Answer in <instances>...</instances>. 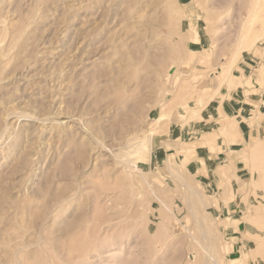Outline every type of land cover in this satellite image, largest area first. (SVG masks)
<instances>
[{"label":"rangeland","instance_id":"374dc122","mask_svg":"<svg viewBox=\"0 0 264 264\" xmlns=\"http://www.w3.org/2000/svg\"><path fill=\"white\" fill-rule=\"evenodd\" d=\"M255 4L0 0V264H257Z\"/></svg>","mask_w":264,"mask_h":264},{"label":"bare ground","instance_id":"6f19581e","mask_svg":"<svg viewBox=\"0 0 264 264\" xmlns=\"http://www.w3.org/2000/svg\"><path fill=\"white\" fill-rule=\"evenodd\" d=\"M256 2H258V1H256ZM261 2V1H260ZM258 4V3H257ZM263 4V3H262ZM256 5V4H255ZM257 6V5H256ZM259 6H260V4H259ZM263 6V5H262ZM255 7V6H254ZM253 7V8H254ZM259 7L257 6V7H255V10H253L250 14H249V16H248V18H247V20H246V22H245V27H244V31H243V42H242V44H241V47H240V49H239V52H237V53H235V55H234V59H236L238 56H239V54L241 53L242 54V52H246V51H248L251 47H254L255 45H256V43H258V41H260V40H262V39H264V21H263V26H262V28H261V30L257 33V36L255 37V38H251V39H248L249 37H251L248 33H250L249 31L251 30L252 31V27H253V23L254 22H256L257 21V11L259 10L258 9ZM263 9H264V7H262ZM259 19V18H258ZM261 19H259V21H260ZM157 30H159V29H157ZM154 32V31H153ZM160 32V31H159ZM157 34V33H156ZM248 35H249V37H248ZM251 35H252V33H251ZM152 36V38H153V35H151ZM155 37V36H154ZM262 42V41H261ZM264 42V41H263ZM251 50V49H250ZM237 51V50H236ZM154 59V58H153ZM164 61V60H163ZM160 62H162L161 60H160ZM158 64H159V62H158ZM160 65V64H159ZM161 66V65H160ZM231 67V66H230ZM231 78H232V72H231V68H228V70L226 71V73L223 75V79H222V82H226V83H228V85H230V80H231ZM223 84V83H222ZM230 90V89H229ZM228 93H229V91H228ZM243 94H244V92H243ZM245 96V95H244ZM255 145H258V143L257 144H255ZM259 145H262V144H259ZM261 146H257L256 147V149H253L254 151L253 152H255L256 154L258 153V154H261V153H263L262 151H264V150H261V148H260ZM263 147V146H262ZM264 148V147H263ZM264 154V153H263ZM255 155V154H254ZM259 156V155H258ZM258 156H256V158L258 157ZM261 156H263L262 154H261ZM261 156H259V157H261ZM258 165V164H257ZM255 168V167H254ZM260 168V167H259ZM261 169V168H260ZM264 170V169H263ZM262 169H261V171L263 172L262 174L264 175V171H263ZM259 171V170H258ZM262 174H260V175H262ZM261 177V176H260ZM259 177V178H260ZM264 177V176H263ZM260 180H261V178H260ZM259 183H256V186L258 185ZM260 185H262L261 183H260ZM255 188V191H257L256 190V188L257 187H254ZM259 188V187H258ZM263 189H264V187H263ZM193 191H195L196 192V190H194L193 189ZM259 191V190H258ZM260 191H262L261 189H260ZM198 196V195H197ZM260 197V198H259ZM258 198H259V203H258V205H257V208H256V212H254V214L256 213V219H257V221H256V224L257 225H259V226H257V225H254L253 224V226H251V227H253V229L255 228V226L256 227H258V230H259V234L258 235H255V232L252 230V228L250 229L251 231H253L252 233H254V234H251V235H255V236H253V237H256L257 236V245H258V247H257V251L255 250V253H256V255L258 256L259 255V258H257V256L255 255V253H252V252H254V251H252L251 249H253L254 250V248H255V246H254V248H251L250 250L252 251L251 252V255L253 256V255H255L256 256V259H258V261H257V264H259L258 262H262V264H264V192H262L261 193V196H259ZM198 201V200H197ZM192 203H193V201H192ZM195 203V202H194ZM193 203V204H194ZM194 207V206H193ZM201 208V207H200ZM251 210H252V208H250ZM249 209V210H250ZM255 211V210H254ZM253 214V215H254ZM195 215V214H194ZM251 217V216H250ZM205 221V220H204ZM254 223V222H253ZM209 224H211V223H209ZM223 224V223H222ZM211 230V229H210ZM255 230V229H254ZM250 231V232H251ZM256 231V230H255ZM209 233V232H208ZM204 235V234H203ZM198 237V236H197ZM196 237V238H197ZM211 237V236H210ZM205 240V239H204ZM212 240H214V238H212ZM211 240V241H212ZM211 241H208V245H206V247L208 248V246L209 245H211L212 244V242ZM220 243V242H219ZM18 244V243H17ZM29 244V243H28ZM214 244V243H213ZM255 244V243H254ZM21 245V244H20ZM204 245V244H203ZM213 246V245H212ZM212 246H211V248H212ZM210 247V246H209ZM214 249V247L212 248V250ZM199 250V249H198ZM205 250V249H204ZM211 250V251H212ZM245 250V249H244ZM215 251H216V248H215ZM214 250H213V252H215ZM208 251H206V253L205 254H207V255H209V259L212 261V263L211 264H213V261L214 262H216V260H217V258L214 260L213 259V257H214V254H208V253H210V252H208ZM250 252V251H249ZM212 253V252H211ZM73 254V253H72ZM216 254V253H215ZM250 255V256H251ZM216 256V255H215ZM251 256V257H252ZM255 256H253L254 258H255ZM30 257V258H29ZM27 259H31V256H29ZM207 257V256H206ZM25 259V258H24ZM218 259H220L219 257H218ZM259 259H260V261H259ZM244 260L245 259H243V262H244ZM248 261V260H247ZM255 262H256V260H254ZM7 262V261H6ZM220 264V263H219ZM243 264V263H242ZM244 264H246L245 262H244ZM250 264V263H249ZM251 264H252V262H251ZM255 264V263H254Z\"/></svg>","mask_w":264,"mask_h":264},{"label":"crops","instance_id":"0c3cea01","mask_svg":"<svg viewBox=\"0 0 264 264\" xmlns=\"http://www.w3.org/2000/svg\"><path fill=\"white\" fill-rule=\"evenodd\" d=\"M245 97H246V96H245ZM162 148H163V147H162ZM164 150H165V149H164ZM231 152H232V150H231ZM231 152H230V153H231Z\"/></svg>","mask_w":264,"mask_h":264}]
</instances>
